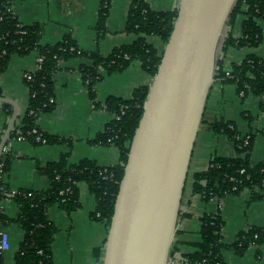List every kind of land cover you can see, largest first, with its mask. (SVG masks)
Here are the masks:
<instances>
[{"label": "crops", "instance_id": "1", "mask_svg": "<svg viewBox=\"0 0 264 264\" xmlns=\"http://www.w3.org/2000/svg\"><path fill=\"white\" fill-rule=\"evenodd\" d=\"M131 1L109 0L106 28L100 37L95 25L101 0H13L11 10L21 25L42 26V45H53L69 35L79 50L98 51L102 56H107L114 48L129 45L136 38V35L124 31ZM145 1L154 11H173L177 3V0ZM242 19L238 17L232 28L227 27L226 35L230 32L232 38H239ZM258 25L262 40L257 47H229L224 53L220 51L218 59H221L224 71H230L232 65L239 64L247 55L264 58V22ZM145 40L159 53L162 51L164 45L159 38L146 36ZM37 57L36 52L22 57L14 55L0 74V96L12 101L17 108L15 124L25 111L28 99L23 75L36 70ZM90 63L86 57H70L60 63L53 76L54 109L40 113L36 120L41 131L67 139L70 145L33 146L28 142H13L6 151L9 168L2 177L4 187L9 192L46 190L48 182L38 168L58 160L65 152H69L68 164H76L83 159L101 167L118 164L119 152L115 147L91 145L88 140L102 132L112 118L103 108L106 98L129 99L138 87L149 86L152 77L136 61L121 72L107 74L105 70H100L101 79L94 85L95 99L92 102L80 73V67ZM261 101L264 103V97L260 99L250 93L243 97L237 94L234 84H223L217 79L209 89L179 206L174 242L180 255L195 251V244L200 240V218L204 214L221 218V242L225 245L232 244L240 232L251 227H264V199L252 200L248 190L208 201L192 194L193 174L206 170L211 158L237 156L235 146L227 136L215 134L209 129V125L215 121L232 123L239 136L252 135L249 162L251 165L264 163V109ZM2 104L0 137L10 118H6ZM77 187L80 207L76 211L68 214L56 204L47 210V218L55 227L51 243L53 264H94L92 250L102 246L106 236L105 226L90 218V213L95 209L94 197L84 183H79ZM0 208L10 220L1 229L7 235L9 246L1 254V259L4 264H13L23 237L22 230L14 221L18 208L11 199L6 198L0 201ZM222 258L226 264H264V245L251 246L242 255L225 249Z\"/></svg>", "mask_w": 264, "mask_h": 264}, {"label": "trees", "instance_id": "2", "mask_svg": "<svg viewBox=\"0 0 264 264\" xmlns=\"http://www.w3.org/2000/svg\"><path fill=\"white\" fill-rule=\"evenodd\" d=\"M13 0H0V74L3 73L12 56H25L36 52L42 61L38 68L23 75V82L28 89L25 111L11 131L10 139L18 136L33 146L48 144L70 145V141L55 135H48L36 125L40 113L51 112L55 101L53 95V76L60 63L70 57H86L90 65L80 67L81 79L89 99L94 102V85L101 79L100 70L107 74L121 72L136 61L143 71L153 77L160 63L159 53L145 40L146 36H155L163 45L167 42L176 18V10L154 11L145 0H132L124 23V31L136 35L135 40L124 46L114 48L107 56L98 51L85 52L77 48L74 41L66 35L63 40L53 45L40 43L42 26L21 25L11 11ZM109 0H101L95 29L100 37L106 28ZM238 17H242L241 36L232 38L230 32L224 39L222 53L229 48H255L262 40L259 22H264V0H237L229 15L227 27L232 28ZM27 75L29 78H27ZM214 78L223 84H234L237 94L243 97L252 94L260 99L264 97V58L247 55L239 64L224 71L221 59L216 62ZM149 86L135 89L131 98L108 97L103 108L111 115V120L102 132L96 134L88 143L96 146H113L119 152V162L113 166L101 167L95 162L83 159L76 164H68L69 152L61 154L58 160L46 163L38 171L47 182L48 187L42 191L19 190L10 198L18 208L15 222L23 232L22 241L14 255L13 264H53L51 243L55 227L47 218V210L56 204L66 213L76 211L79 207V183L87 186L94 197L95 209L90 218L102 223L107 231L113 214L114 202L119 183L123 175L129 147L138 126L143 104ZM6 118L11 115L9 105L2 104ZM264 109V103L261 101ZM37 129L44 144L35 141ZM215 134L227 136L234 144L237 156L233 158L213 157L204 171L192 176V194L200 195L204 201L221 198L226 194L238 195L244 190L251 193L252 200L264 199V163L251 165L249 154L253 145V136H239L232 123L218 120L209 125ZM247 137V144L244 141ZM9 168V157L3 150L0 159V201L5 199L8 190L4 187L2 177ZM63 192L60 194V192ZM98 215V216H97ZM10 220L0 208V231ZM223 221L217 215L204 214L200 218L199 237L195 251L180 255L175 242L171 247L170 257L179 255L185 264H226L222 251L227 249L242 255L247 248L264 245V227H251L240 232L237 239L229 245L221 242ZM102 246L94 248L95 260L102 259ZM0 264H4L1 259Z\"/></svg>", "mask_w": 264, "mask_h": 264}, {"label": "water", "instance_id": "3", "mask_svg": "<svg viewBox=\"0 0 264 264\" xmlns=\"http://www.w3.org/2000/svg\"><path fill=\"white\" fill-rule=\"evenodd\" d=\"M237 0H177L106 231L101 264H169L189 161ZM12 107L0 159L17 119Z\"/></svg>", "mask_w": 264, "mask_h": 264}, {"label": "built area", "instance_id": "4", "mask_svg": "<svg viewBox=\"0 0 264 264\" xmlns=\"http://www.w3.org/2000/svg\"><path fill=\"white\" fill-rule=\"evenodd\" d=\"M41 61H42V58L37 57V68L40 65ZM32 72H34V71H32ZM32 72H29V73H26V74H30ZM27 78H29L28 75H27ZM31 133L32 134H36L35 141L41 142V144H44V140L41 138V134L38 133V130L37 129H32ZM15 141H23V142H25L23 140V138L20 137V136H18L15 139H12V140L9 139L8 142L6 143V145L4 146V151H9L12 143L15 142ZM246 144H247V137H246V139L244 141V145H246ZM15 192L16 191H10V192H8V194L6 196V199H10L15 194ZM62 193L63 192L61 191L60 194H62ZM8 247L9 246H8V238H7V235H6V233L4 231H0V252L3 253L4 251H6L8 249ZM101 261L102 260H99V261L98 260H95L94 264H101ZM185 262L186 261L184 259H182V257H180L177 254L174 255V256H172V257H170V259H169V264H185Z\"/></svg>", "mask_w": 264, "mask_h": 264}]
</instances>
